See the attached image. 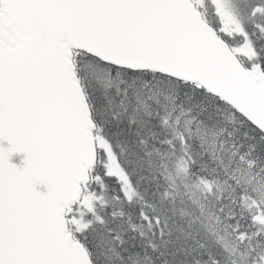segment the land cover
Segmentation results:
<instances>
[{
  "label": "snow or ice",
  "instance_id": "obj_1",
  "mask_svg": "<svg viewBox=\"0 0 264 264\" xmlns=\"http://www.w3.org/2000/svg\"><path fill=\"white\" fill-rule=\"evenodd\" d=\"M0 264H264V0H0Z\"/></svg>",
  "mask_w": 264,
  "mask_h": 264
}]
</instances>
